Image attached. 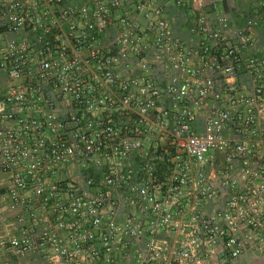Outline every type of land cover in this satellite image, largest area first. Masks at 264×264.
I'll return each instance as SVG.
<instances>
[{
	"label": "built area",
	"instance_id": "2783aa9c",
	"mask_svg": "<svg viewBox=\"0 0 264 264\" xmlns=\"http://www.w3.org/2000/svg\"><path fill=\"white\" fill-rule=\"evenodd\" d=\"M244 257L264 0H0V264Z\"/></svg>",
	"mask_w": 264,
	"mask_h": 264
},
{
	"label": "trees",
	"instance_id": "16d2710c",
	"mask_svg": "<svg viewBox=\"0 0 264 264\" xmlns=\"http://www.w3.org/2000/svg\"><path fill=\"white\" fill-rule=\"evenodd\" d=\"M234 11H236V10L234 9ZM247 15L250 19H253L255 17L254 11L251 9L248 11ZM255 262H256V264H258L257 262H259V264H261L260 260H257L255 258L251 259L249 257L240 258V259L234 261L232 264H254Z\"/></svg>",
	"mask_w": 264,
	"mask_h": 264
},
{
	"label": "rangeland",
	"instance_id": "374dc122",
	"mask_svg": "<svg viewBox=\"0 0 264 264\" xmlns=\"http://www.w3.org/2000/svg\"><path fill=\"white\" fill-rule=\"evenodd\" d=\"M257 260H260V263L264 264V259H257ZM257 263L259 264V262H257ZM23 264H36V263L34 261H31V262L29 261L28 263H23ZM254 264H256V262Z\"/></svg>",
	"mask_w": 264,
	"mask_h": 264
}]
</instances>
